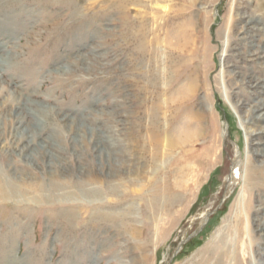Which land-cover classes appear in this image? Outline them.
<instances>
[{
	"label": "rangeland",
	"instance_id": "1",
	"mask_svg": "<svg viewBox=\"0 0 264 264\" xmlns=\"http://www.w3.org/2000/svg\"><path fill=\"white\" fill-rule=\"evenodd\" d=\"M0 264H264V0H0Z\"/></svg>",
	"mask_w": 264,
	"mask_h": 264
},
{
	"label": "bare ground",
	"instance_id": "2",
	"mask_svg": "<svg viewBox=\"0 0 264 264\" xmlns=\"http://www.w3.org/2000/svg\"><path fill=\"white\" fill-rule=\"evenodd\" d=\"M248 161V160H247ZM239 164L236 162V164H234V167H233V172H232V175H231V177L233 178V179H236L237 177V175H239L238 173H239ZM251 171L250 170H248V162H247V171L245 172L246 173V176H244V177H246V182L247 181H249V180H251V173H250ZM243 177V178H244ZM230 178V177H229ZM249 185V184H248ZM39 203L40 204H46V203H44V202H42V201H39ZM44 209L45 210H48V208L44 205Z\"/></svg>",
	"mask_w": 264,
	"mask_h": 264
}]
</instances>
